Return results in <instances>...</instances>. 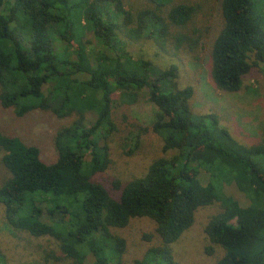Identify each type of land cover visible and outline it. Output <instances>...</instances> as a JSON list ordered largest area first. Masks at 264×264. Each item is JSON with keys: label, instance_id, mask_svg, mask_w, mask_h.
<instances>
[{"label": "trees", "instance_id": "16d2710c", "mask_svg": "<svg viewBox=\"0 0 264 264\" xmlns=\"http://www.w3.org/2000/svg\"><path fill=\"white\" fill-rule=\"evenodd\" d=\"M170 1L147 0L133 9L123 0H0L2 106L17 116L51 108L79 115L58 132L52 162L37 145L0 127V163L9 173L0 185L5 219L14 230L55 237L76 264H125L126 239L113 229L137 216L156 223L159 243L132 264H178L173 243L194 223L197 209L216 200L223 209L205 230L225 250L218 264H264V131L259 143L240 142L216 113L193 111L194 87L178 86L177 65L158 69L125 48L127 40L146 32L165 38L171 26L193 19L196 4L169 6ZM221 5L224 25L213 45L212 77L221 89L235 92L254 65L264 71V4ZM87 32L94 40L86 39ZM185 39L177 34L179 45ZM145 89L157 107L153 129L166 155L144 175L108 187L95 175L109 164L101 139L115 129V96L134 104ZM88 112L95 114L93 122L86 121ZM198 169L210 174L207 183ZM219 174L226 179L217 184ZM233 183L248 204L223 193Z\"/></svg>", "mask_w": 264, "mask_h": 264}, {"label": "rangeland", "instance_id": "374dc122", "mask_svg": "<svg viewBox=\"0 0 264 264\" xmlns=\"http://www.w3.org/2000/svg\"><path fill=\"white\" fill-rule=\"evenodd\" d=\"M123 1L133 9L143 2L147 3V0ZM182 2L197 5L195 16L186 25L171 26L165 38H156V35L150 36L146 32L138 40H127L125 48L133 57L148 59L158 69L177 65L178 86L194 87L190 104L195 113H216L221 124L242 143L250 145L261 142L264 131L262 66L254 65L243 76L242 87L238 91L229 92L217 86L212 77V52L215 39L224 25L222 0H172L169 6ZM259 2L264 4L262 0ZM177 34L186 35L188 39L179 45ZM122 37L126 38L124 35ZM191 38L196 39L197 43L189 42ZM86 39L94 40L93 33L87 32ZM98 48L104 49L102 46ZM48 90L49 85H46L45 93ZM147 94V89L142 91L134 104L122 103L118 95L115 96L112 109L115 129L101 139V144L107 145L109 149V164L104 171L95 175L97 181L108 187H112L117 179L127 182L144 175L154 160L166 155L163 152V139L153 129L157 107L148 100ZM54 104V107H58L60 101H54ZM85 117L90 123L96 116L88 112ZM78 118L77 112L63 115L52 108L17 116L13 109L2 106L0 102V127L3 132L19 136L27 144L37 145L42 157L48 162L57 158L55 138L58 132ZM197 172L201 181L207 183L210 174L203 169ZM8 174L0 163V185ZM224 179L225 176L219 174L213 180L220 184ZM223 191L243 205L249 203L234 183L225 184ZM79 202L81 200L74 203L78 205ZM222 209L220 200L197 209L194 223L172 245L178 264H218L225 250L210 240L205 229L210 218ZM113 230L126 239L127 248L123 254L125 264H132L142 258L151 246L159 243L156 223L147 216L134 217L126 227ZM147 234L152 237L148 238ZM0 253L4 259L0 264H76L74 259L62 253L60 241L55 237H37L27 231L11 228L6 222L1 201Z\"/></svg>", "mask_w": 264, "mask_h": 264}]
</instances>
